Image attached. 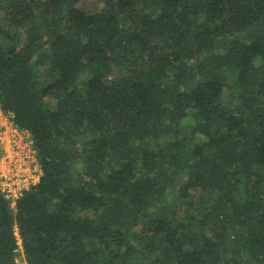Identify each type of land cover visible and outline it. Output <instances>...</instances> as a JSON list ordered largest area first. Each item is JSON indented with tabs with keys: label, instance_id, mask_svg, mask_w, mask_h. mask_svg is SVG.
<instances>
[{
	"label": "trees",
	"instance_id": "trees-1",
	"mask_svg": "<svg viewBox=\"0 0 264 264\" xmlns=\"http://www.w3.org/2000/svg\"><path fill=\"white\" fill-rule=\"evenodd\" d=\"M0 107V264H264V0H0Z\"/></svg>",
	"mask_w": 264,
	"mask_h": 264
},
{
	"label": "built area",
	"instance_id": "built-area-1",
	"mask_svg": "<svg viewBox=\"0 0 264 264\" xmlns=\"http://www.w3.org/2000/svg\"><path fill=\"white\" fill-rule=\"evenodd\" d=\"M40 168L32 147L29 133L17 126L11 119V113L0 107V195L13 210L15 201L23 191L37 183ZM20 260L16 264H26L20 240L15 233Z\"/></svg>",
	"mask_w": 264,
	"mask_h": 264
},
{
	"label": "rangeland",
	"instance_id": "rangeland-1",
	"mask_svg": "<svg viewBox=\"0 0 264 264\" xmlns=\"http://www.w3.org/2000/svg\"><path fill=\"white\" fill-rule=\"evenodd\" d=\"M102 5V3H99V6H101ZM15 257L17 258V260H19V261H21L20 259V254H19V252H16V255H15Z\"/></svg>",
	"mask_w": 264,
	"mask_h": 264
}]
</instances>
